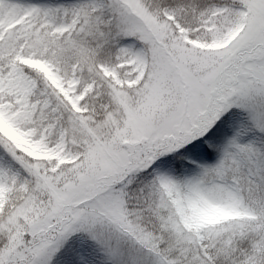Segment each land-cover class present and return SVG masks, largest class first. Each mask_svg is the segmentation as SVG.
I'll return each mask as SVG.
<instances>
[{"label":"snow or ice","instance_id":"6c2138e0","mask_svg":"<svg viewBox=\"0 0 264 264\" xmlns=\"http://www.w3.org/2000/svg\"><path fill=\"white\" fill-rule=\"evenodd\" d=\"M0 264H264V0H0Z\"/></svg>","mask_w":264,"mask_h":264}]
</instances>
